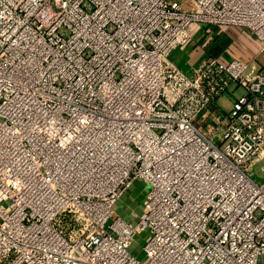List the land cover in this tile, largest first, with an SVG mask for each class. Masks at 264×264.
I'll use <instances>...</instances> for the list:
<instances>
[{"label": "built area", "instance_id": "1", "mask_svg": "<svg viewBox=\"0 0 264 264\" xmlns=\"http://www.w3.org/2000/svg\"><path fill=\"white\" fill-rule=\"evenodd\" d=\"M197 24L264 55V0H0V264H264V62L185 73Z\"/></svg>", "mask_w": 264, "mask_h": 264}, {"label": "crops", "instance_id": "2", "mask_svg": "<svg viewBox=\"0 0 264 264\" xmlns=\"http://www.w3.org/2000/svg\"><path fill=\"white\" fill-rule=\"evenodd\" d=\"M190 34L191 40L188 44L170 55V61L187 74H190L208 55L217 57L224 63L237 59L247 64L249 69L252 66L259 68L264 62V55L259 54L258 42L248 31L241 28L197 24L192 26ZM124 197L131 198L126 205V212L130 215L134 213V203H143V184H135Z\"/></svg>", "mask_w": 264, "mask_h": 264}, {"label": "rangeland", "instance_id": "3", "mask_svg": "<svg viewBox=\"0 0 264 264\" xmlns=\"http://www.w3.org/2000/svg\"><path fill=\"white\" fill-rule=\"evenodd\" d=\"M179 1V0H178ZM211 27V26H210ZM249 72V69L247 70V73ZM242 92L241 90L237 89L235 92V95L227 97V98H222L221 100H219L217 102V106L218 108L223 112V113H227L232 100L235 98L236 95H240ZM209 122V121H208ZM215 127V126H214ZM212 124H209L208 126H206V130L208 134H212V135H217L218 134V129H214ZM210 130V131H209ZM220 142H218L217 140V144H219ZM262 163H258L253 167V173L255 174V177L257 180H261L262 177L264 176V170H262ZM131 198L126 199V197H122L118 203L115 206L116 209V216L120 215L122 217H124L125 219H127L129 222L135 223L136 219L139 217V214L142 210V205L143 203H134V213L132 214H128L126 212V205L128 203V201H130ZM146 242V233L145 232H140L138 234H135L133 237V242L130 248L131 253L136 256L139 259H144V251H143V246Z\"/></svg>", "mask_w": 264, "mask_h": 264}]
</instances>
